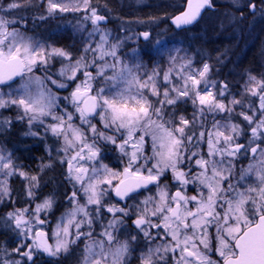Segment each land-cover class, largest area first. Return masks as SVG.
<instances>
[{
  "label": "snow or ice",
  "instance_id": "6c2138e0",
  "mask_svg": "<svg viewBox=\"0 0 264 264\" xmlns=\"http://www.w3.org/2000/svg\"><path fill=\"white\" fill-rule=\"evenodd\" d=\"M232 5L239 19L245 18L243 9L264 17V0H232ZM30 6H43V14L35 17L40 22L81 14L77 31L87 35L80 55L16 27L25 17H10ZM212 6V0H185L172 24L177 29L193 25ZM99 7L93 0L0 5V110L16 112L5 117L0 111V135L21 123L23 136L52 138L60 145L55 157L46 145L50 162L37 175L22 171L14 151L0 146V205L17 202L10 178L27 182L25 206L0 218L19 241L10 253L5 249V256L20 259H0V264H36L40 255L59 258L81 242L79 264H131L132 259L138 264H264V74L246 73L243 91L233 93L227 83L209 81L208 63L195 68L191 57L179 55L180 48L169 50L167 70L155 64L149 71L141 56L153 53L124 52L131 37L113 36L102 27L108 18ZM235 19L231 14L229 22ZM151 37L150 31L137 35L145 41ZM55 62L60 67L53 72ZM73 84L67 96L53 91ZM189 102L191 120L177 117L176 106ZM236 117L240 123L233 122ZM101 144L119 151L122 170L103 163ZM55 164L63 167V180L71 186L64 194L71 208L48 229L47 214L57 201L55 190L44 195L43 189L55 178L42 183L41 177ZM168 173L171 184L161 183ZM150 186L156 193L137 200ZM189 186L195 195L187 194Z\"/></svg>",
  "mask_w": 264,
  "mask_h": 264
},
{
  "label": "rangeland",
  "instance_id": "374dc122",
  "mask_svg": "<svg viewBox=\"0 0 264 264\" xmlns=\"http://www.w3.org/2000/svg\"><path fill=\"white\" fill-rule=\"evenodd\" d=\"M219 1L222 2L223 0H215V2ZM242 1L243 0H240V3H242ZM20 2L25 3L26 0H20ZM32 2L33 5H41V0H32ZM96 2L99 1L93 0V3ZM7 3L8 0H0V5ZM216 6L217 5L210 8L212 11H209L206 14V21L204 18L199 26H197L195 29L185 31H169L167 30V27H169L170 23H166L162 29L158 30L155 34H152L150 41H145L143 38L137 39V35L146 30L144 27L147 23H140L141 20L130 19V17L124 18L118 17L117 15L99 14L108 17L109 22L107 24L102 23L101 26L110 29L113 36H119L122 39L126 36L131 37V39L125 41V46L123 49L124 52H127L131 55L133 49H138L142 50L143 53H147L149 51L153 53L151 56L147 54H142L141 56V59L148 66L149 71L155 64H159L163 69L167 70L169 67V50L180 48L183 49V51L179 52V55H187L188 57H191L194 61L195 68H201L204 63H208L211 66V72L208 76L209 81H223L228 84L229 88H231V86L239 85V92H241L243 91V86L245 80L247 79V75L246 72L235 69V65L243 53L249 52L251 50H261V53L264 52V17H261L259 14H257V16L254 18L251 14L245 12V18L239 19L238 12L230 9L223 10V13H226L223 16H214V13H216L215 10L218 9ZM109 11L110 10L108 9V12ZM43 12V6H30L27 9H21L18 12H14L13 16L10 18H18L20 16L25 17V23L18 24L16 27L20 28V30L26 35L34 36L35 38L41 40H48L49 43H52L57 47L65 48L72 52L74 56H79L80 49L83 47V44L86 43L83 37L87 35L86 32L81 33L80 31H77V21L81 14H64L49 19L45 22H40L38 19H35V17L43 14ZM231 14H234L237 19L229 22ZM207 25L212 26L213 29H215L214 33L210 34L212 31H210ZM87 27L90 30L91 24L89 23ZM157 41L161 42V45H163L162 48L160 45L156 44ZM261 44L263 45L262 47ZM255 45H260L259 50L254 47ZM157 49H160V54H156ZM173 54L176 53L173 52ZM262 56L263 57H261L260 60L263 62L261 66L264 68V55ZM59 67V62H55V65L51 71L55 72L57 69H59ZM233 73L235 74V77L232 79L231 75ZM35 74L43 75L41 71H37ZM251 74L257 76L253 73ZM74 87L75 85L73 84L67 90L57 91L56 89H53V91L57 92V95L63 97L67 96ZM230 98L231 97H229V99ZM237 98L240 97L237 96ZM61 103L63 105L65 102L62 101ZM225 103H227V101H225ZM69 110L71 111V109ZM167 111L171 113L173 109L169 108ZM236 111L239 112L241 109L237 108ZM175 112L177 117L184 115L191 120L193 108L190 102L186 104L179 103L175 108ZM2 115L5 117H14L16 112L14 109L11 111H2ZM220 118L221 117L219 116L216 117V119ZM212 119L213 118L211 116L207 117L209 127L211 126ZM240 119L241 118L236 117L233 122L240 123ZM93 122L95 123V121ZM24 131H26L24 124H14L11 131H6L3 135H1L6 141H9L12 135L11 141L14 142H12L11 145L2 144V146L15 152L18 147L25 148L28 146V141L32 140L29 143L32 145L34 143V152H36L34 171L35 173L39 174L41 165H39L37 158L40 157V159H43L45 164L47 155L46 145L53 148V157H55L54 149L60 145L54 144L52 138H49L45 141L36 137L23 136L22 133ZM243 142L244 141L241 140V143ZM100 148L102 152L103 163L107 164L111 169L122 170L124 165L121 163L122 158L119 151L110 144H101ZM147 152L150 154L151 149L148 148ZM124 159L126 160V158ZM247 164L248 161L244 160L243 166H247ZM57 166L58 164H55V167L50 169L51 177H54L53 175L56 174ZM17 178L22 181V186L25 188L27 182L18 176L10 178L9 183L11 188L14 187ZM51 186L53 191H57L59 188H64V185L60 183L59 180L52 182ZM66 187L67 191L69 190L70 192L71 186L67 182ZM110 202L115 203L113 201ZM81 203H83L82 200ZM66 205L67 209L71 208V205L67 202ZM82 247L83 242L80 243L79 248L74 247L71 249L70 253L80 252Z\"/></svg>",
  "mask_w": 264,
  "mask_h": 264
},
{
  "label": "flooded vegetation",
  "instance_id": "af4514ba",
  "mask_svg": "<svg viewBox=\"0 0 264 264\" xmlns=\"http://www.w3.org/2000/svg\"><path fill=\"white\" fill-rule=\"evenodd\" d=\"M12 135L8 141V143L12 144L11 141ZM4 138L3 136L0 135V142H3ZM32 140L28 141V146H26L25 150H17L16 151V155L19 157V159L22 161L23 168L21 169L22 171L30 174V175H37L38 173H35L34 171V161L36 159V152H34V143L33 145L29 142H31ZM34 142V141H33ZM206 150V148H205ZM37 160L39 161V165L44 164V160L40 159V157L37 158ZM49 153L47 151V155H46V159H45V163H49ZM243 162V161H242ZM243 165V164H242ZM63 167L60 166L58 164L57 166V172L56 174H54V181L55 180H59L60 183H62L64 185V188H59V190L55 191V198H56V204L53 207L52 211L50 213L47 214V219L49 221L48 224V229L54 228L57 219L61 216V213H63L66 209H67V205H66V200L64 197L65 192L67 191L66 189V182L63 180ZM51 177V173L50 170H45V172L42 174L41 177V182L43 183V181L48 180ZM171 173H168L166 178L164 180L161 181V183H169L171 184ZM51 183L47 184L46 187H44L43 189V194L46 195L50 192H53V190L51 189ZM13 189V196L12 199L14 201H17L15 204H2L0 205V218H3L5 216V214L10 211L13 207H24L25 206V198H24V188L22 186V181L19 180V178L16 179V182L14 184ZM156 188L153 186H150V191H146V190H141L140 195L136 198L137 200H142L147 196L150 195H154L156 193ZM171 191H175V188H172ZM188 195H195V189L194 186H189V190L187 192ZM110 201H113L116 203L115 199L112 200H105V203H111ZM39 202V201H37ZM128 203H133V201H128ZM123 206V205H121ZM32 207H35V205L33 204ZM42 218H43V214H42ZM110 217H106L104 219V222H107V219ZM130 223V221H129ZM47 230V229H45ZM96 231L99 232L100 228L97 225L96 226ZM124 237L121 236V239H123ZM17 243H19V241L14 239L13 233L10 232L6 226L4 225V223L2 222V220H0V259H7V258H11V259H20V257L17 256H11V257H6L5 256V249L10 253L11 250L13 248L16 247ZM82 243V242H81ZM79 256H80V252L77 253H70L68 255H61L59 258H53V257H48L46 255H40L39 258L37 259L36 264H79ZM131 264H138V260L136 259H132L131 260Z\"/></svg>",
  "mask_w": 264,
  "mask_h": 264
},
{
  "label": "trees",
  "instance_id": "16d2710c",
  "mask_svg": "<svg viewBox=\"0 0 264 264\" xmlns=\"http://www.w3.org/2000/svg\"><path fill=\"white\" fill-rule=\"evenodd\" d=\"M94 4H99L98 12L100 14H110L117 15L118 17H130V19L141 20V21H154L147 23L144 29L150 30L152 34H155L158 30L162 29L166 23H169L168 19L171 14L177 12L181 9L180 5L185 0H98ZM245 0L242 1L244 3ZM217 8L214 13V16L224 15L223 10L230 9L235 10L232 5V0H223L215 3ZM108 9L110 10L108 12ZM244 13H248L247 9H243ZM113 13V14H112ZM219 13V14H218ZM238 15L240 13L238 12ZM206 21V19H205ZM213 22V21H212ZM208 24V23H207ZM199 26V25H197ZM197 26L192 27L195 29ZM208 26V25H207ZM166 28V27H165ZM190 28V29H192ZM210 29V34L214 33L212 26H208ZM169 31H176L171 25L167 27ZM188 30V29H186ZM184 31V30H182ZM263 45L261 44V47ZM259 50L260 45L254 46ZM261 51V50H260ZM257 50H251L249 52L243 53L237 64L235 65V69L242 70L243 72L253 73L257 76H261L264 74V68L260 66V59L263 57L264 52L261 53ZM264 51V50H263ZM235 74L231 75L233 79ZM233 93H239V85L231 86L230 88Z\"/></svg>",
  "mask_w": 264,
  "mask_h": 264
},
{
  "label": "water",
  "instance_id": "95a60500",
  "mask_svg": "<svg viewBox=\"0 0 264 264\" xmlns=\"http://www.w3.org/2000/svg\"><path fill=\"white\" fill-rule=\"evenodd\" d=\"M206 9H207V8H206ZM206 9H204V10L202 11V14H201L200 18H199L198 21L195 22L193 25L197 24V23L200 21V19H201L202 16L204 15ZM180 11H183V9H181ZM180 11H179V12H180ZM179 12H177L176 14H174L172 17H174L175 15L179 14ZM171 22H172V19H171ZM193 25L186 26L185 28L191 27V26H193ZM175 28H176V27H175Z\"/></svg>",
  "mask_w": 264,
  "mask_h": 264
},
{
  "label": "bare ground",
  "instance_id": "6f19581e",
  "mask_svg": "<svg viewBox=\"0 0 264 264\" xmlns=\"http://www.w3.org/2000/svg\"><path fill=\"white\" fill-rule=\"evenodd\" d=\"M263 62L260 60V66H261V64H262ZM262 67V66H261ZM263 68V67H262Z\"/></svg>",
  "mask_w": 264,
  "mask_h": 264
}]
</instances>
